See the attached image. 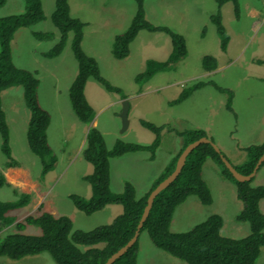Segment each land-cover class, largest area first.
Here are the masks:
<instances>
[{
    "label": "rangeland",
    "instance_id": "374dc122",
    "mask_svg": "<svg viewBox=\"0 0 264 264\" xmlns=\"http://www.w3.org/2000/svg\"><path fill=\"white\" fill-rule=\"evenodd\" d=\"M238 2L237 16L230 1L220 7V21L228 37L227 46L222 50L216 26L210 20L217 10L215 0H143L144 18L154 26L163 25L182 35L186 54L172 69L157 71L143 82H136L134 76L144 70L147 59L162 61L169 55L172 45L168 34L140 29L128 44L127 55L116 58L112 53L113 36L131 22L136 10L135 0H68L70 15L85 23L82 51L93 57L99 74L106 81L120 88L123 95H128V99H123L131 106L127 127L121 131L122 99L118 101V98L122 93L108 91L94 78H87L84 96L93 111L91 125L99 129L106 146L111 147L117 139L150 143L154 134L142 126L139 119L164 126L154 160L147 159V151L129 152L109 159L113 192H121L123 181L127 180L134 186L136 197L145 193L179 147L182 140L177 131L203 129L234 165H239L245 158L240 147L264 140V20L252 12L255 8L264 14V0ZM41 6L43 20L13 36L10 55L16 66L37 73L38 99L50 115L46 135L56 164L44 175L40 174V159L30 151L26 142L29 110L24 103L22 88L14 85L3 89L0 92L1 107L8 126L11 157L17 165L6 167V158L0 150V171L11 185L0 187V200L15 199L14 190L28 193L29 203L10 212L15 221L33 214L41 205L43 210L54 215L68 216L73 229L90 230L110 223L121 213L122 207L118 203H109L87 215L77 210L69 198L70 194L86 199L92 195L91 185L82 179L92 170L81 155L89 124L77 118L68 97V87L77 72V61L71 48L72 32L68 33L58 55L44 56L43 53L58 41L59 32L51 20L55 0H41ZM25 10L24 0H5L0 7V17ZM33 32H48L50 35L48 39H38ZM204 55L216 59V69L203 71L201 61ZM198 80H212L220 87L230 89V109L226 107L227 94L207 84L191 92L180 103L168 104L183 87ZM213 166L218 169L214 162ZM216 170L211 165L202 166L211 203L204 205L196 196H188L174 209L169 226L171 232L186 231L213 213L221 216L222 236L242 237L249 232L247 222L235 220L243 203L236 196L234 184ZM251 184L264 186V164L255 172ZM259 209L264 213V198L259 201ZM12 231V224L4 226L0 237ZM21 232L38 234L39 228L26 225ZM0 263L54 264L47 252L20 259L0 255ZM137 263L184 264L157 248L146 230L138 235ZM254 264H264V247L260 248Z\"/></svg>",
    "mask_w": 264,
    "mask_h": 264
},
{
    "label": "trees",
    "instance_id": "16d2710c",
    "mask_svg": "<svg viewBox=\"0 0 264 264\" xmlns=\"http://www.w3.org/2000/svg\"><path fill=\"white\" fill-rule=\"evenodd\" d=\"M215 1L217 10L210 16V20L216 26L220 38V48L225 50L228 37L220 21V7L225 2L230 1L234 14L237 16L239 2L238 0ZM24 2L26 5L24 12L0 17V92L10 86H21L24 103L29 110L26 142L30 151L40 159V174L44 175L56 164L46 135L50 115L38 99L39 79L36 71L16 66L10 55V42L15 31L18 28L38 23L44 18L41 0H24ZM135 2L136 10L131 22L122 32L113 36L112 53L114 57L121 59L127 55L128 44L140 29L163 31L168 34L172 45L166 59L162 61L146 60L144 70L134 76L136 82H143L157 71L172 69L175 63L185 56L186 47L182 35L163 25L154 26L144 18L143 0H135ZM4 3L5 0H0V7ZM69 12L68 0H55V9L52 12L51 20L59 32V39L43 55L46 57L58 55L64 46L68 33L72 32L71 48L77 61V72L68 87V97L77 118L89 124L93 117V111L84 96V85L88 77L94 78L108 91L122 92L120 88L111 85L99 74L98 66L93 57L82 51L81 40L85 23L77 17H72ZM49 35L48 32H33V36L38 39H48ZM201 66L204 71H212L216 69L217 61L211 55H204ZM206 84L227 94L226 107L230 109L232 91L220 87L212 80H198L183 87L175 98L168 101V104L180 103L191 92ZM120 97L125 98L126 95L122 93ZM139 122L154 134L153 140L148 144L117 139L111 147H107L97 127L90 125L87 128L81 155L90 163L92 170L82 179L91 185L92 195L87 199L76 194L69 195L74 207L87 215L102 209L109 203L120 204L122 207L120 214L116 215L110 223L99 225L90 230L73 229L72 221L68 216L54 215L43 210L42 206L39 205L33 214L29 213L23 219L15 221V216L10 212L29 203L30 194L14 190L17 194L15 199L0 200V231L4 226L11 224L14 228V231L6 233L2 238L0 237V255L10 259H20L27 255L47 252L54 264H104L108 256L123 246L134 234L149 191L174 169L177 156L185 145L201 136H206L205 131L201 128L175 131L182 140L180 147L171 156L145 193L136 197L134 186L127 180L123 181L121 192H113L110 188L109 159L138 151L149 152L148 158L153 159L159 145L160 132L164 126L156 125L144 119H139ZM0 150L6 158L4 162L6 167L17 165L10 153L8 126L1 107V100ZM241 150L244 151L245 155L243 161L239 165L231 164L240 173L248 174L264 150V140L259 144L247 145ZM206 159L214 162L219 174L234 184L236 196L243 203L242 209L235 215V220L248 223L249 232L245 236H222L220 234L222 219L216 213L210 214L206 219L186 231H170V220L174 209L188 196H196L198 201L204 205L211 203L210 189L202 177V165ZM263 164L264 161L260 166ZM251 181L252 178L242 182L234 179L221 161L219 153L209 143H200L188 153L176 178L155 196L139 233L146 230L151 242L157 248L180 259L184 264H254L260 248L264 247V213L259 209V201L264 198V186L252 185ZM1 186L11 187L0 171ZM26 225L38 227L39 233L21 232ZM80 245L86 247L81 248ZM137 252L138 238L112 264H138Z\"/></svg>",
    "mask_w": 264,
    "mask_h": 264
},
{
    "label": "water",
    "instance_id": "95a60500",
    "mask_svg": "<svg viewBox=\"0 0 264 264\" xmlns=\"http://www.w3.org/2000/svg\"><path fill=\"white\" fill-rule=\"evenodd\" d=\"M128 108H129L128 100L122 99V108H121V112H120L121 131L124 130L128 124V119H127ZM89 126H90V123H89ZM200 143H209L213 147V149L217 153H219V157H220L221 161L223 162L225 167L229 170V172L234 177V179H236L237 181L242 182V181L250 180L254 176V174L257 171V169L259 168L260 164L264 161V150H263L262 153L260 154V156L257 158V160H256V162L252 168V171L248 174H242L235 169V167L226 158V156H224L221 153L219 147L212 140H210L207 136H201V137L191 141L190 143L185 145V147L181 150V152L177 156V159H176L175 165H174V169L165 178H163L161 181H159L155 185V187H153L149 191V193L146 197V203H145L143 210H142V214L139 218V221L137 223L136 229H135L132 237L123 246H121L115 252H113L110 256H108V258L106 259L104 264H112L116 258L120 257L124 252H126V250L136 241V239L138 238V235H139V230H140L145 218L147 217V215L149 213V210L152 206V203H153L155 196L162 189L166 188L176 178V176L180 172L182 166L184 165V162H185V159H186V156L188 155V153H190Z\"/></svg>",
    "mask_w": 264,
    "mask_h": 264
},
{
    "label": "crops",
    "instance_id": "0c3cea01",
    "mask_svg": "<svg viewBox=\"0 0 264 264\" xmlns=\"http://www.w3.org/2000/svg\"><path fill=\"white\" fill-rule=\"evenodd\" d=\"M252 12H253V15H255V16H258V17H260V16H262L261 18H262V20H264V14L262 13L261 14V12H259V10L258 9H253L252 10ZM29 27V26H28ZM28 27H21V28H18L16 31H15V34L13 35V36H16L18 33H23V31H26V30H23V28H25V29H27ZM12 39H14V37L12 38ZM11 41H13V40H11ZM82 42H83V37H82V40H81ZM82 42H81V45H82ZM10 47H11V42H10ZM213 71V70H212ZM127 97H125V98H127L128 99V95H126ZM173 98H175V97H172L170 100H172ZM121 99H123V98H121L120 96H119V98H118V101H121ZM130 108H131V106H130V104H129V108H128V111L130 110ZM127 116H128V114H127ZM180 144H181V141H180ZM250 145V144H249ZM179 147H180V145H179ZM179 147L177 148V149H175V151H174V153L175 152H177V150L179 149ZM241 148H243V147H240V149ZM138 152H140V151H138ZM131 153H135V152H131ZM173 153V154H174ZM223 153V152H222ZM173 154L171 155V156H173ZM154 158H155V155H154ZM154 158L153 159H149L148 158V156H147V159L148 160H154ZM203 165H205V166H207V165H211V167H212V169H214V170H216V168H215V166H213V162L210 160V159H206L205 161H204V163H203ZM202 165V166H203ZM218 170V169H217ZM216 170V171H217ZM217 173H218V171H217ZM109 176H110V174H109ZM203 177V176H202ZM206 184H207V182H206Z\"/></svg>",
    "mask_w": 264,
    "mask_h": 264
},
{
    "label": "clouds",
    "instance_id": "9594fccd",
    "mask_svg": "<svg viewBox=\"0 0 264 264\" xmlns=\"http://www.w3.org/2000/svg\"><path fill=\"white\" fill-rule=\"evenodd\" d=\"M204 71V70H203ZM92 121V120H91ZM91 121L89 122L90 123V125H91Z\"/></svg>",
    "mask_w": 264,
    "mask_h": 264
}]
</instances>
